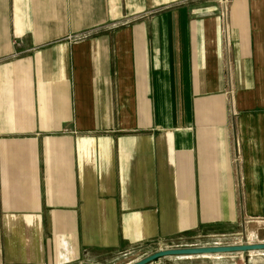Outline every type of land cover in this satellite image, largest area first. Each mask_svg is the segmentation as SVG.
Listing matches in <instances>:
<instances>
[{
  "label": "crops",
  "instance_id": "obj_1",
  "mask_svg": "<svg viewBox=\"0 0 264 264\" xmlns=\"http://www.w3.org/2000/svg\"><path fill=\"white\" fill-rule=\"evenodd\" d=\"M257 244L264 0H0V264Z\"/></svg>",
  "mask_w": 264,
  "mask_h": 264
},
{
  "label": "water",
  "instance_id": "obj_2",
  "mask_svg": "<svg viewBox=\"0 0 264 264\" xmlns=\"http://www.w3.org/2000/svg\"><path fill=\"white\" fill-rule=\"evenodd\" d=\"M264 244L240 245L227 247L187 248L161 250L149 255L134 264H153L166 257L200 256V255H224L233 253L263 252Z\"/></svg>",
  "mask_w": 264,
  "mask_h": 264
},
{
  "label": "rangeland",
  "instance_id": "obj_3",
  "mask_svg": "<svg viewBox=\"0 0 264 264\" xmlns=\"http://www.w3.org/2000/svg\"><path fill=\"white\" fill-rule=\"evenodd\" d=\"M145 249L144 251L146 252ZM144 253H142V251L140 250H134V251H130V253H123V258L119 257V258H113L111 257H106V258H101L99 259L97 262V264H129L132 261L135 260H140L141 258H143ZM260 255H264L263 252H259L256 254H251V256H249L248 258H245L246 256H244V258H241L240 255L239 256H227L224 257L223 260L220 261H209V260H198V261H176V260H172V261H162L161 263H159L158 261L153 263V264H264V258L263 257H257Z\"/></svg>",
  "mask_w": 264,
  "mask_h": 264
}]
</instances>
